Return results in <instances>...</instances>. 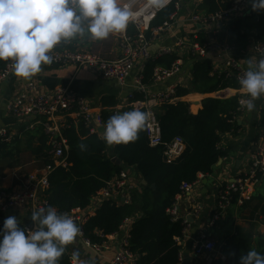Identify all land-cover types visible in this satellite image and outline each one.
Listing matches in <instances>:
<instances>
[{
  "label": "trees",
  "instance_id": "obj_1",
  "mask_svg": "<svg viewBox=\"0 0 264 264\" xmlns=\"http://www.w3.org/2000/svg\"><path fill=\"white\" fill-rule=\"evenodd\" d=\"M175 3L177 0H171L165 7L156 11L150 26L158 27L168 20L176 11ZM199 8H203L201 14H209L219 9H228L229 3L221 0H201L196 9ZM251 18L253 17L235 18L227 27L216 32L214 41L219 45L232 47L237 52L245 50L253 37L252 28L257 31L259 38H264V14L257 12V21ZM146 34L148 36L149 32ZM199 38L204 40L202 34ZM73 47L74 44L63 42L58 45V49ZM177 59L178 56L173 53L147 61L144 64L141 85L147 87L152 84L155 67L169 68ZM3 67L4 63L0 61V70ZM226 88H238L234 77L227 76L226 72L213 73L208 62L194 58L188 86L178 85L174 95L176 100L155 107L162 144L149 146L143 127L134 141L113 145L114 156L120 161L118 165L107 157L105 144L98 134L91 133L89 127L81 124L77 129L74 126L63 129L69 146L68 166H55L52 156L45 152L50 149L47 137L39 129V146L33 148L32 153L50 167L46 189L49 204L56 208L58 214H65L73 209H84L91 197L103 188L106 182L121 170L133 166L145 184L129 191V203H118L114 200L101 202L94 215L82 226V236L91 243L101 244L108 236L119 231L126 218L134 217L135 221L128 231V249L135 256L134 264H179L181 245L176 242V238L181 237L184 226L181 220L172 221L166 210L181 194L182 185L195 182L200 175L208 176L213 173L218 160L227 155V150L219 147L221 136L240 126L235 120L232 121L233 116L239 114L238 95L225 98L207 96L201 100L195 113L191 112L187 102L178 98L191 92L209 95ZM128 100L143 101L144 95L134 91ZM101 103L103 106L113 104L107 99H103ZM132 110V107L125 108L121 114ZM137 110L143 111V108ZM100 114L104 125L113 116L104 110ZM175 137L182 138L185 149L174 161L167 163L163 157V149L165 144ZM80 143L87 145L86 151L80 150ZM12 152V143H0V160L11 158ZM262 182L264 190V176ZM253 197L264 202L261 196ZM260 202L256 209L262 206L264 212V204ZM18 224L23 229V224ZM2 227L3 223H0V228ZM249 250L264 255V237L257 235L252 238L250 234L243 235L240 228L225 237L221 248L229 264H239L241 255H246ZM59 264H68L64 255Z\"/></svg>",
  "mask_w": 264,
  "mask_h": 264
},
{
  "label": "built area",
  "instance_id": "obj_2",
  "mask_svg": "<svg viewBox=\"0 0 264 264\" xmlns=\"http://www.w3.org/2000/svg\"><path fill=\"white\" fill-rule=\"evenodd\" d=\"M224 1L229 3V8L226 10L219 9L214 13L201 15L197 13L185 14L180 18L178 17V11L180 7L184 6L183 3H175L176 11L170 15L169 19L158 27H151V22L159 8H152L148 15L146 11H143L146 10L148 0H127L124 3L131 4L133 17L127 29L122 33L116 34L120 51V56L117 59L108 60L99 58L91 51L83 48H75L72 50L67 48H55L50 53L53 56V62L50 65L73 66L76 68L88 67L99 73L103 79L115 80L119 84H122L131 71L135 69V67H138L137 87L135 90L143 93L144 103L142 104L139 102L140 107L137 109L143 108V112H146L148 115V120L144 126L145 136L148 145L155 147L162 144L161 128L155 107L174 101L176 85L170 84L163 91L145 95L146 87L141 85L144 64L152 58L165 54L174 53L178 56V59L169 68H154L152 83L156 84L168 78L175 77L179 73L182 60L186 55H189L193 60L194 58H204L207 52L213 51L218 53V56L221 57V70H224L223 72H226L227 76L234 77L238 85L237 89H232L237 92L235 95L239 96L237 108V113L239 114L233 116L232 119V121L235 120L236 122L239 115L245 110V108L241 106V100L250 98L241 89L239 79L248 71L249 62L256 65L260 59L264 58V38H259L257 31L252 28L253 37L243 51L237 52L232 47L217 44L214 41L216 32L227 27L235 18L253 17L255 21L258 20L257 11H252L251 0H221V2ZM262 13L264 14V12ZM179 23L195 26L194 32L190 34V37L185 35L175 37L173 44L161 47L155 54H152L150 52L151 43L162 35L171 34L174 27ZM201 31L206 34L204 40H200L199 38L200 35L203 34ZM147 32H149L148 36L146 34ZM238 54L243 55L244 58L239 57ZM1 62L4 63V67L0 70V82L7 79L13 71L10 61ZM212 72L214 73L216 70L212 69ZM35 90L36 86L33 82H28L23 85L7 103V112L17 119L28 121L29 124L27 129L32 128L34 125L39 126L47 137V143L50 147L49 152L55 166L67 167V152L69 146L67 139L62 134V130L76 123H80L85 127H89L91 133H96V129L104 125L101 114L92 113L88 103L81 96L70 93L68 86H57L44 93H34ZM228 90L230 89L226 88L219 92H223L227 95ZM257 102L258 100L255 101L256 104ZM258 104L259 106H257L256 109L260 118L259 130L252 141L248 163L245 169L232 177L231 180L227 178L221 181L217 178L215 179L217 183H214V189L217 191V199L210 226H213L218 220V217L229 208L233 206L236 209L243 207L245 202L249 200L255 192V188L259 185L261 177L263 178L264 176V99ZM110 113L113 115L119 114L118 109H113ZM58 117L67 118L69 121L59 124L60 121H56ZM236 130H232L228 133H236ZM4 142L13 143V137L8 134L5 128H0V143ZM184 149L185 143L182 138L175 137L164 146L163 157L165 162L171 163L174 161L183 153ZM219 160L227 161V155ZM47 167L49 171L50 167ZM125 169L121 170L116 176L106 182V185L91 197L86 208L73 209L65 213L70 216L80 228L78 237H80L83 245L95 255L103 253L112 235L108 236L107 240L101 244L91 243L87 238L82 236L81 228L88 218L92 216L91 212L95 213V210L98 209L101 202L104 200H114L118 202V199L121 197L122 203L130 202L129 191L134 189V187L126 183L128 172ZM47 175L48 173L42 175L29 173L23 177L20 190L9 191L0 189V211L28 208L34 212L40 207L51 206L46 197V189L48 187ZM199 177L195 182L182 185L181 194L177 199L183 197L186 192L195 187V185L199 183ZM177 199L166 210V213L170 216L172 221H182L184 226L182 235L176 238V242L181 245L190 224L180 215ZM91 203H93V205H91ZM261 219V216L255 218V220ZM128 220H132L129 225L130 227L133 221H135V218H126L120 228L127 223ZM23 229L26 234H30V232L34 230V226L24 225ZM128 231H125L124 235L118 238V251L112 258L111 264H134L135 256L128 249ZM221 248L222 244L217 245L214 241L210 240L206 232L201 233L192 241V251L196 256L208 255L215 261L217 258L220 261H225L226 259V255L221 253ZM72 253L73 252L66 247L64 256L67 258L68 264H72ZM179 260H182L181 253H179ZM78 264L96 263H87L84 258L80 256Z\"/></svg>",
  "mask_w": 264,
  "mask_h": 264
},
{
  "label": "crops",
  "instance_id": "obj_3",
  "mask_svg": "<svg viewBox=\"0 0 264 264\" xmlns=\"http://www.w3.org/2000/svg\"><path fill=\"white\" fill-rule=\"evenodd\" d=\"M125 1L127 0H121V3L123 4ZM197 1L201 2V0ZM184 2L185 5L188 4L186 0H177L179 4L183 3L184 5ZM185 5L184 7H180L178 11V13H180V11L184 9V14H182L181 17L185 14H189ZM190 9L193 11L192 7H190ZM200 13L203 12L200 11ZM194 30L195 26L193 25L179 23L174 27L171 34L162 35L154 40L151 43L150 52L155 54L159 48L173 44L174 37L190 35ZM201 33H203V31H201ZM203 34V37L206 38V34ZM67 44H74L75 48L83 49H86L85 46L88 45V48L92 49L91 52L99 58L115 60L120 56L118 38L115 34L101 41H92L85 37L83 39L69 41ZM238 56L244 58L241 54H238ZM201 59L208 62L213 70H221V57L218 56V53L209 51L206 53L205 57ZM191 64V57L189 55H187V57L185 56L182 60L180 71L175 77L168 78L156 84H150L146 87L144 94L151 95L163 91L170 84L187 87L190 80ZM138 71V67H135L122 84H119L115 80L103 79L99 73L88 67L76 68L73 66L42 65V71L29 80L16 77L12 71L7 79L0 82V128H5L8 134L13 137L12 157L0 160V189L9 191L20 190L25 175L29 173L42 175L49 172L48 165L41 159L36 158L32 153V149L39 146L38 139L41 135V128L34 125L32 128L27 129L29 124L28 121L17 119L7 112V103L23 85L28 82H33L36 86L34 93H44L57 86H68L72 94L81 96L88 103L92 113H101L103 110L110 112L113 109H118L119 114H121V111L125 108L132 107L133 109H137L140 107L139 102H129L128 100L133 92L136 91ZM218 92L209 95L191 92L186 96L178 98V100L187 102L191 112L195 113L203 98L207 96L217 97L215 94ZM236 93L237 92L230 89L228 90L227 96H232ZM103 99H107L108 102L115 105L110 104L103 106L101 103ZM263 99L264 96L258 99L253 111L249 112L245 108L244 112L239 115L236 124L240 127L237 128L236 133H224L222 135L219 144L222 149L227 150L228 160L217 162L216 168L211 175L200 176L199 183L186 192L183 197L177 199L180 215L190 224L187 234L181 244L180 252L182 254V259L186 257L189 259V264H226L228 262L227 257L225 261H220L217 258V262H215V260H212L208 255L196 256L193 253L192 241L203 232H206L210 240H212V238H215L214 236H217L215 230L217 232V229L223 226V234L225 232L234 234L235 229L240 228L241 234L243 235L250 234L252 238H255L257 235H262L264 237V212H262L261 205L260 209H256V205L259 204L260 201L258 198L254 199L253 196H255V192L250 199L245 202L242 208L236 210L233 206L230 210L219 216L213 226H210V221L215 212V202L217 198V191L214 189L213 180L216 178L219 181L224 178L231 180L232 177L245 169L248 163L252 141L259 130L260 118L256 108L259 106L258 103ZM141 103L143 104L144 102L141 101ZM56 121H60L59 124H62V122L69 121V119L58 117ZM79 125L81 124L76 123L74 127L77 129ZM97 130L98 128L96 129V134H98L103 141L101 133H98ZM45 152L50 155L49 151ZM105 153L107 157L112 159V157H114L113 145L108 146L105 144ZM125 170L128 172L126 183L131 184L134 188H140L142 178L136 172L135 168L132 166L127 167ZM262 183L261 181V184ZM256 195L264 199L262 193ZM121 201L120 197L118 202L120 203ZM260 204H264V202H260ZM91 205H93V203H91ZM31 214L32 211L28 208L0 211V223H4V220L9 216H16L18 223L23 224V226H34L31 221ZM93 214L94 212H91V215ZM258 216H261L262 219L255 220ZM131 221L132 220H128L127 223L119 228L117 233L109 238L105 250L102 254L98 255L99 257L85 247L78 236L74 239L72 244L67 246L68 250L71 252L78 251L80 256L83 257L87 263L111 264L112 258L118 251V238L123 236L125 231H128ZM231 223H233L234 228H227V225ZM226 235L224 237H226ZM224 242L225 241L221 244L223 245ZM96 257L98 258L97 261Z\"/></svg>",
  "mask_w": 264,
  "mask_h": 264
},
{
  "label": "clouds",
  "instance_id": "obj_4",
  "mask_svg": "<svg viewBox=\"0 0 264 264\" xmlns=\"http://www.w3.org/2000/svg\"><path fill=\"white\" fill-rule=\"evenodd\" d=\"M156 8L166 0H150ZM252 11L264 12V0H251ZM133 17L131 4L121 0H0V61H10L13 74L29 80L50 65V54L62 42L87 37L107 39L124 32ZM241 89L250 97L241 106L251 112L255 101L264 96V58L239 79ZM148 120L146 112L134 109L111 116L101 136L106 145L134 141ZM80 150L87 145L80 143ZM34 230L30 234L19 227L16 216H9L0 228V264H59L65 249L79 235L80 228L67 214H58L52 206L32 212ZM72 264L80 253L73 251ZM239 264H264V255L249 250Z\"/></svg>",
  "mask_w": 264,
  "mask_h": 264
},
{
  "label": "rangeland",
  "instance_id": "obj_5",
  "mask_svg": "<svg viewBox=\"0 0 264 264\" xmlns=\"http://www.w3.org/2000/svg\"><path fill=\"white\" fill-rule=\"evenodd\" d=\"M188 1V4L187 5H185L186 7L187 6H190V7H192V9L195 11V12H197V13H199V15H201V13H200V11L201 10H203V8H199V9H196L197 7H195L196 6V4H192V3H195L197 0H186V2ZM183 5V6H184ZM199 11V12H198ZM182 14H184V9L183 10H181L180 11V13H179V17H181V15ZM252 20H254V18H251ZM85 48L87 49V50H89V51H92V49H89L88 48V45H86L85 46ZM187 56V55H186ZM215 177V176H214ZM261 181H262V177H261V179H260V183H259V185H257L256 186V190H255V193L256 194H260V193H262V195L264 196V190H263V183L261 184ZM213 183H217L216 181H215V179L213 180ZM255 194V195H256ZM217 199V198H216ZM216 203V202H215ZM231 208H229L228 210H230ZM227 210V211H228ZM237 210V209H236ZM230 215V214H229ZM218 225V224H217ZM225 225V224H224ZM234 228V226H233V223H231V224H228L227 225V228ZM232 228V229H233ZM215 233L217 234V236H214L215 238L213 239L212 238V241H214L217 245H219V244H221L223 241H225V235L227 234V235H229L227 232H225L224 234H223V226H221L220 228H218L217 229V232H216V230H215ZM226 235V236H227ZM219 264H225V263H219ZM226 264H229V260H228V262L226 263Z\"/></svg>",
  "mask_w": 264,
  "mask_h": 264
},
{
  "label": "water",
  "instance_id": "obj_6",
  "mask_svg": "<svg viewBox=\"0 0 264 264\" xmlns=\"http://www.w3.org/2000/svg\"><path fill=\"white\" fill-rule=\"evenodd\" d=\"M186 10L188 11V12H190L191 11V9H190V6H187L186 7ZM198 27V26H197ZM216 96H218V97H220V98H225V97H228L227 95H225V93H223V92H219V93H217L216 94ZM98 133H102L103 132V126H101V127H98ZM111 161L114 163V164H116V165H118V164H120V161H119V159L117 158V157H112V159H111ZM220 160H218V162H219ZM141 184H145V182H144V180H142L141 181ZM152 187H154V186H152ZM98 260V258L96 257V261ZM190 263V261H189V259L186 257V258H183L181 261H180V263L179 264H189ZM107 264H109V263H107Z\"/></svg>",
  "mask_w": 264,
  "mask_h": 264
},
{
  "label": "bare ground",
  "instance_id": "obj_7",
  "mask_svg": "<svg viewBox=\"0 0 264 264\" xmlns=\"http://www.w3.org/2000/svg\"><path fill=\"white\" fill-rule=\"evenodd\" d=\"M171 0H166V4H168L169 2H170ZM196 6L195 7H197L199 4H200V2H198V1H196ZM152 8H154V6H152L151 4H150V0H148V2H147V6H146V10H143V11H146L147 13H148V15H149V12L151 11V9ZM160 9V8H159ZM180 9V8H179ZM191 13H197V12H195L194 10L193 11H191V12H189V14H191ZM197 14H199V13H197ZM147 15V16H148ZM178 17H179V13H178ZM254 20H255V18H254ZM115 36H116V34H115ZM185 36H187V37H190V35H185ZM175 38V37H174ZM56 49H58V46L56 47ZM62 49H64V48H62ZM72 49H75V46L72 48ZM72 49H70V50H72ZM149 61V60H148ZM221 72H223L224 70H220ZM178 85H176V87H177ZM71 93V92H70ZM175 95V94H174ZM218 97V96H217ZM177 98H175L174 100H176ZM136 102H141V101H136ZM160 125V124H159ZM74 126V125H73ZM72 127V126H71ZM71 127H69V128H71ZM69 128H65V129H69ZM62 134H63V130H62ZM159 145H161V144H159ZM159 145H157V146H159ZM156 147V146H155ZM211 175V174H210ZM119 203V202H118ZM120 203H122V202H120ZM97 257H99L98 255H96ZM92 263H95V262H92ZM96 264H99V263H96ZM110 264V263H109Z\"/></svg>",
  "mask_w": 264,
  "mask_h": 264
}]
</instances>
